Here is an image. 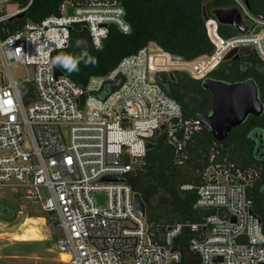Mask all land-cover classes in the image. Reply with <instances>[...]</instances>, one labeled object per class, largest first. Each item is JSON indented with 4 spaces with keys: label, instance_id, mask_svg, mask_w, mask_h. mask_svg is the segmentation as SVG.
Here are the masks:
<instances>
[{
    "label": "built area",
    "instance_id": "obj_1",
    "mask_svg": "<svg viewBox=\"0 0 264 264\" xmlns=\"http://www.w3.org/2000/svg\"><path fill=\"white\" fill-rule=\"evenodd\" d=\"M22 1L0 0V188L56 217L58 252L71 264H264V229L249 196L259 170L243 169L227 156L215 162L212 155L196 181L180 187L196 193L194 209L202 219L169 226L161 241L137 212L127 182L144 164L147 145L160 139L173 149V163L186 166L203 129L165 91L160 75L181 71L203 81L234 49H251L264 64V20L234 0L251 33L225 39L217 19L209 18L211 54L179 62L152 44L83 87L57 75V54L70 46L74 24L85 23L81 31L94 50L112 26L129 34L124 6L119 0H68L59 15L27 22L2 38L4 25L33 2ZM258 26L263 29L254 34ZM12 65L32 73L16 79Z\"/></svg>",
    "mask_w": 264,
    "mask_h": 264
},
{
    "label": "trees",
    "instance_id": "obj_2",
    "mask_svg": "<svg viewBox=\"0 0 264 264\" xmlns=\"http://www.w3.org/2000/svg\"><path fill=\"white\" fill-rule=\"evenodd\" d=\"M68 0H33L26 17L7 23L2 31L6 38L15 29L27 22L39 23L47 17L59 15L61 6ZM83 2L84 0H75ZM124 6L132 31L121 33L112 26L109 37L99 50H94L86 30L73 31L70 46L57 54L62 73L78 85L85 87L92 76H106L126 57L137 54L152 44L172 56L192 62L214 51L209 40L204 20V10L214 18L215 10H231L234 0H119ZM24 5L28 0L22 1ZM254 15H264V0L256 5L249 0ZM229 25L219 24V34L229 39L238 35ZM246 61L224 62L209 77L228 82H243L253 79L260 90L264 104V64L251 49L242 51ZM176 80L165 91L183 108L187 117L210 114V93L203 89L202 81L182 73L175 74ZM187 165L179 167L173 163V149L160 139L148 151L144 164L130 173L127 182L139 193L146 204V220L155 233L154 240L161 241L166 229L177 223L200 221L201 212L194 209L195 192L180 190L182 184L194 183L197 171L227 156L243 169L260 171V180L249 190L254 202V213L260 218L264 229V115L249 120L234 130L223 144L216 143L206 129H202L189 147ZM0 218L8 219L4 208Z\"/></svg>",
    "mask_w": 264,
    "mask_h": 264
},
{
    "label": "water",
    "instance_id": "obj_3",
    "mask_svg": "<svg viewBox=\"0 0 264 264\" xmlns=\"http://www.w3.org/2000/svg\"><path fill=\"white\" fill-rule=\"evenodd\" d=\"M247 8L251 11V5L249 0H243ZM72 9L69 10V14H72ZM213 16L217 19L219 24L229 25L234 27L239 33H251L253 27L249 28L246 23L243 22L240 12L233 8L231 10H215ZM26 17V12H23L13 18L23 19ZM259 19L264 20V15H258ZM204 20L208 21L209 17L204 10ZM85 26V23H78L73 25L75 31H81ZM263 29V26H258L254 30V34H258ZM239 50L234 49L227 57L226 61L239 60ZM174 61L183 62L184 59L179 56H172ZM57 63V61H54ZM57 75H61L62 72L59 66H56ZM171 81H175L176 77L174 73L168 74ZM160 83L163 85L166 83L165 75H160ZM202 87L208 91L211 96L210 114L198 116L202 126L206 129L212 139L218 143L223 144L226 142L232 132L241 126H243L250 117L259 118L264 115V104L260 98V90L257 83L253 79H248L243 82L228 83L212 78H206L202 81ZM154 147L152 144L147 145V149L151 150ZM119 177H106L103 179L105 182L120 181ZM102 201L103 197H99ZM135 207L137 212L146 217V204L143 201L141 195L136 193L135 195Z\"/></svg>",
    "mask_w": 264,
    "mask_h": 264
},
{
    "label": "rangeland",
    "instance_id": "obj_4",
    "mask_svg": "<svg viewBox=\"0 0 264 264\" xmlns=\"http://www.w3.org/2000/svg\"><path fill=\"white\" fill-rule=\"evenodd\" d=\"M251 2L257 5L260 0ZM10 69L16 79L26 78L32 73L31 68L17 65H12ZM178 73L192 78L186 72ZM2 208L9 218H0V264H71L70 257L57 250L62 232L55 216H49L38 206L28 203L21 195L6 188H0ZM16 235L20 236L16 238L18 241L14 240Z\"/></svg>",
    "mask_w": 264,
    "mask_h": 264
},
{
    "label": "flooded vegetation",
    "instance_id": "obj_5",
    "mask_svg": "<svg viewBox=\"0 0 264 264\" xmlns=\"http://www.w3.org/2000/svg\"><path fill=\"white\" fill-rule=\"evenodd\" d=\"M239 56H240L239 60H236V61H239L240 64H243V63L246 61V59H243V57L241 56V53H239ZM165 77H166V83H165L164 85H167V86L170 87V82H171V80L169 79V76L165 75ZM208 78H211V77H208ZM212 79H213V78H212ZM215 80H216V79H215ZM172 82H173V81H172Z\"/></svg>",
    "mask_w": 264,
    "mask_h": 264
},
{
    "label": "crops",
    "instance_id": "obj_6",
    "mask_svg": "<svg viewBox=\"0 0 264 264\" xmlns=\"http://www.w3.org/2000/svg\"><path fill=\"white\" fill-rule=\"evenodd\" d=\"M17 237H20V236H19V235H18V236L16 235V236L14 237V240H15V241H18V240H16ZM37 241H39V240H37ZM20 242H23V241H20Z\"/></svg>",
    "mask_w": 264,
    "mask_h": 264
}]
</instances>
